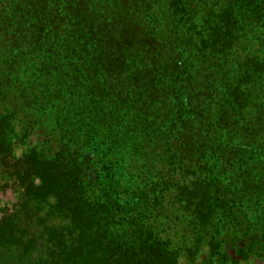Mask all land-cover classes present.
<instances>
[{
    "label": "trees",
    "instance_id": "16d2710c",
    "mask_svg": "<svg viewBox=\"0 0 264 264\" xmlns=\"http://www.w3.org/2000/svg\"><path fill=\"white\" fill-rule=\"evenodd\" d=\"M5 191L0 264H264V0H0Z\"/></svg>",
    "mask_w": 264,
    "mask_h": 264
},
{
    "label": "flooded vegetation",
    "instance_id": "af4514ba",
    "mask_svg": "<svg viewBox=\"0 0 264 264\" xmlns=\"http://www.w3.org/2000/svg\"><path fill=\"white\" fill-rule=\"evenodd\" d=\"M15 195H13L12 193L10 194L8 191H5V192H0V199H8V198H14ZM4 205V201L0 202V207H3ZM256 259H248L247 262H242L240 264H257L256 263ZM259 263V262H258Z\"/></svg>",
    "mask_w": 264,
    "mask_h": 264
},
{
    "label": "rangeland",
    "instance_id": "374dc122",
    "mask_svg": "<svg viewBox=\"0 0 264 264\" xmlns=\"http://www.w3.org/2000/svg\"><path fill=\"white\" fill-rule=\"evenodd\" d=\"M9 192H10V191H9ZM11 192H12V191H11ZM16 195H17V194H16ZM16 195H15V196H16ZM251 259H253V258H251ZM256 261H257V262H256L257 264H260V263H258V260H256Z\"/></svg>",
    "mask_w": 264,
    "mask_h": 264
}]
</instances>
